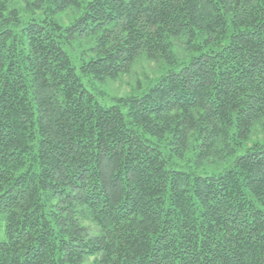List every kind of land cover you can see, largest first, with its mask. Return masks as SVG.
Returning <instances> with one entry per match:
<instances>
[{
    "label": "trees",
    "instance_id": "1",
    "mask_svg": "<svg viewBox=\"0 0 264 264\" xmlns=\"http://www.w3.org/2000/svg\"><path fill=\"white\" fill-rule=\"evenodd\" d=\"M0 264H264V0H0Z\"/></svg>",
    "mask_w": 264,
    "mask_h": 264
},
{
    "label": "rangeland",
    "instance_id": "2",
    "mask_svg": "<svg viewBox=\"0 0 264 264\" xmlns=\"http://www.w3.org/2000/svg\"><path fill=\"white\" fill-rule=\"evenodd\" d=\"M27 7V3L23 1V5ZM24 20H30L33 17H39L40 11L33 8L23 11ZM75 16L72 12L61 13L56 17V20L63 27L68 26ZM185 39H182L174 48V52L178 58L189 59L192 55L190 52H186ZM70 55L74 62H76V56H80L83 52L77 45L68 48ZM170 67L163 63H156L148 59L141 58L135 62L131 70L127 74L121 75L117 80H107L106 82H100L91 78H82L83 84L88 90L93 91L97 95V100L104 106H112L120 98H126L129 96H140L153 85L156 79L164 75ZM191 156L189 155L185 162L174 161L175 167L183 170H191L192 163L188 162ZM226 169L223 165H209L200 168L198 174L202 176H210L213 174H219ZM1 228L3 226L1 225ZM3 229H1V232Z\"/></svg>",
    "mask_w": 264,
    "mask_h": 264
}]
</instances>
